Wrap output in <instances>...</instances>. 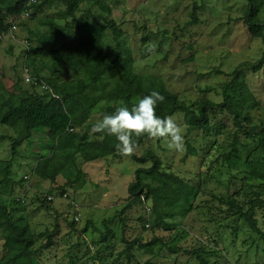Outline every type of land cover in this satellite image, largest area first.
<instances>
[{
  "label": "rangeland",
  "instance_id": "1",
  "mask_svg": "<svg viewBox=\"0 0 264 264\" xmlns=\"http://www.w3.org/2000/svg\"><path fill=\"white\" fill-rule=\"evenodd\" d=\"M98 1L108 4L110 11L105 12ZM49 4L36 18L19 20L13 35L1 39L0 80L9 91H13L18 79L24 89L32 91L24 77L25 67L31 77H41L45 84L74 80L75 74L62 64L58 52L69 38L59 35L56 44H52V40L42 37L66 24L61 12L66 11L67 4L65 0ZM195 8L194 20L191 14ZM88 9L108 14L119 25L123 33L121 46L130 52L134 73L161 78L170 92L194 109L205 98L221 103L220 84L240 64H255L264 55V32L261 38L255 37L244 22L247 0H89L80 4L77 15ZM259 17L264 22V6ZM48 21L55 25H47ZM105 43L107 51L114 50L115 35L109 28ZM247 85L254 100L239 107L240 120L243 124L247 120L259 124L264 122V65L257 72L247 73ZM210 115L209 134L189 132L184 114L173 116L184 136L181 151L169 149L167 140L160 137H152L134 150L138 156L146 150L155 152L165 171L198 189L192 212L184 218L166 220L175 225L170 230L155 228L152 220L149 227L146 219L151 214H147L143 203H135L126 210L122 217L129 241L139 239L145 244L157 237L168 247L182 249L173 252L167 247H155L150 252L135 247L140 263L198 264L192 252L204 247L210 263L217 259L218 264H264V238L252 234L242 220L227 217V205L220 200L241 191L243 183L257 185L258 181L243 173L241 167L228 168L222 156L231 151L237 127L227 113L217 111ZM12 136H16L13 129L0 126L1 160L12 156L11 141L7 138ZM236 148V157L242 161L257 162L263 154V149L244 135L239 137ZM51 151L47 135L34 133L32 141L20 147L13 162L14 179L25 182L17 186L13 197L0 196V201L17 209L14 218L29 222L36 237L34 248L47 242L48 233H55L52 247L43 251L38 264H100L97 255L109 257L103 264H126L121 219L109 224L116 235L107 248L101 242V232L105 231L102 222L127 204L128 185L134 181L136 169L148 168L151 163L140 165L130 157H107L88 164L79 160L87 179L85 183L67 186L63 176L51 182L34 173L40 158ZM62 191L67 199L61 196ZM246 197L242 193L239 199ZM41 198L49 204L42 203ZM17 199L21 205L16 204ZM147 206L150 208L151 203ZM76 217L79 220L71 225ZM255 217L264 234V205L257 208ZM3 245L0 236V259Z\"/></svg>",
  "mask_w": 264,
  "mask_h": 264
},
{
  "label": "trees",
  "instance_id": "2",
  "mask_svg": "<svg viewBox=\"0 0 264 264\" xmlns=\"http://www.w3.org/2000/svg\"><path fill=\"white\" fill-rule=\"evenodd\" d=\"M52 1L54 0H41L32 6L29 17L36 18V15ZM84 1L89 0H65L67 8L61 15L66 19V24L53 33L47 32L42 35L44 40H52V44H56L59 35L69 38L58 52L62 64L75 74L73 81L53 85L46 83L50 90H42L41 86L45 81L41 77L33 76L32 82H27L31 85L32 91L24 89L19 84L20 79L14 84L13 91H9L0 80V126L16 132V136L7 137L11 141V158L0 159V196L13 197L17 186L25 182L23 179L20 181L14 179L13 162L20 147L24 143H30L34 133H45L52 145L51 153L42 156L34 170L36 176L42 180L54 182L58 176H63L67 186L85 183L87 174L79 160L88 164L107 157H130L140 165L150 162V167L136 169L135 179L128 185L127 204L113 217L103 220L105 231L101 232V242L105 248L108 247L116 235L109 224L120 218L122 242L125 245L122 254L125 255L126 264H154L152 261L140 263L134 253L135 247L150 252L155 247L160 249L167 247L173 252L182 251L179 247H168L167 243L157 237L145 244L139 239L129 241L126 238L125 219L122 216L133 204L143 203L147 208L150 202L151 207L147 214H151V217L148 216L146 219L147 224L152 220L155 228L161 226L165 230H170L175 225L166 223V220L184 218L192 212L195 209L198 189L189 186L177 175L165 171L161 158L155 152L146 150L138 156L133 151L121 155L115 148L116 139L113 135L93 133L90 130L93 123L101 120L105 114L113 112L116 107L121 105L131 107L138 98L149 94L151 90H156L164 97L156 106L157 115L164 117L183 113L189 132L201 131L203 134H209L212 126L210 114L215 115L217 111L232 117L237 131L231 144V151L224 153L222 159L230 169L241 167L242 172L258 181V184L243 183L241 191L228 199L220 200L227 205L224 211L227 217L242 220L252 234L264 238L255 217L257 208L264 205V122L251 124L247 120V123L243 124L239 112V107L254 100V95L247 85V73L257 72L263 67L264 55L255 64L247 62L240 64L229 75V79L220 84L218 92L222 97L221 103L205 98L198 102L194 109L170 92L161 78L144 77L134 73L130 52L121 46L120 39L123 33L119 25L108 18V14H96L90 9L83 15H77L80 4ZM98 3L105 12L110 11L108 4L101 1ZM262 6L264 0H247L244 15V22L250 33L258 38H261L264 32V22L259 17ZM25 10L26 0H0V37L8 36L13 25H16L17 29V22L23 19ZM196 10L197 8L191 14L194 20ZM46 24L55 25L52 21ZM107 28L112 30L116 40L114 50L111 52L107 51L105 43ZM26 47L29 50L28 43ZM54 94L58 98L54 97ZM241 135L256 142L263 149L259 161H242L236 157L238 153L236 147ZM3 138L5 136L1 137ZM150 138L152 137L147 134L134 136L135 149ZM242 193L247 196L243 201L239 199ZM60 194L63 197L66 192L62 191ZM66 196L68 198V195ZM15 202L21 205L20 199ZM42 203L49 204L45 199H42ZM16 210L0 201V236L4 241V253L0 264H38V258L43 251L52 247L55 233H48L47 242L34 248L36 237L31 226L27 220L13 217ZM74 220L71 225L79 219L76 217ZM192 253L196 256L198 264H218L217 259L210 263L208 251L204 247ZM108 258L107 255L96 257L100 264L106 263Z\"/></svg>",
  "mask_w": 264,
  "mask_h": 264
},
{
  "label": "clouds",
  "instance_id": "3",
  "mask_svg": "<svg viewBox=\"0 0 264 264\" xmlns=\"http://www.w3.org/2000/svg\"><path fill=\"white\" fill-rule=\"evenodd\" d=\"M163 100L160 92L151 90L149 94L138 98L131 107L121 105L110 114H105L92 124L90 130L113 135L116 139L115 148L121 155L132 153L136 147L133 137L142 134L166 139L169 149L181 151L184 136L180 126L173 116L161 117L156 113L158 102Z\"/></svg>",
  "mask_w": 264,
  "mask_h": 264
},
{
  "label": "built area",
  "instance_id": "4",
  "mask_svg": "<svg viewBox=\"0 0 264 264\" xmlns=\"http://www.w3.org/2000/svg\"><path fill=\"white\" fill-rule=\"evenodd\" d=\"M40 2H41V0H26V10L23 12V16L22 17L23 18L29 17L31 15V13H32V8L31 7L34 6V5H36V4H38V3H40ZM14 30H16V25H13L10 28V32L8 33V35L12 36ZM5 37H6V35H5ZM0 38H2V36ZM24 71H25L24 72V77H25L26 82H28V83H30V81L32 82L33 79H32V77H31V75L29 73V70L26 68V69H24ZM41 88H42V90L43 89H49V87L46 84H44V83L42 84ZM54 97L58 98V96L56 94H54ZM66 195L67 194H65L63 197L64 198H67ZM149 210L150 209L147 208V211H149Z\"/></svg>",
  "mask_w": 264,
  "mask_h": 264
}]
</instances>
